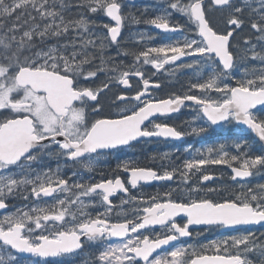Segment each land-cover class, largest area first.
<instances>
[{
  "label": "snow or ice",
  "instance_id": "obj_1",
  "mask_svg": "<svg viewBox=\"0 0 264 264\" xmlns=\"http://www.w3.org/2000/svg\"><path fill=\"white\" fill-rule=\"evenodd\" d=\"M135 5L0 0V264H74L85 249L82 264H264V233L244 227H264V183H241L264 173V0H154L140 16ZM141 22L166 38L133 33L138 47H124L125 26ZM109 92L117 111L102 116ZM185 109L179 125L163 122ZM210 129L223 142L186 146L179 163L117 155L107 176L85 178L133 142ZM215 165L240 191L205 187ZM159 181L175 186L132 192ZM193 226L232 234L180 244Z\"/></svg>",
  "mask_w": 264,
  "mask_h": 264
},
{
  "label": "flooded vegetation",
  "instance_id": "obj_2",
  "mask_svg": "<svg viewBox=\"0 0 264 264\" xmlns=\"http://www.w3.org/2000/svg\"><path fill=\"white\" fill-rule=\"evenodd\" d=\"M154 4V0H136L135 8L132 9L133 12L137 16L141 15L140 9H142L143 5ZM128 9H125L127 11ZM154 13L149 10V12L146 14V17H151ZM176 18V17H174ZM141 32H147L149 35H154L159 33L158 38L154 43H160L162 42L166 36L163 33H160V30L155 29L153 26H149L144 24L143 22L139 24H127L125 28L123 29V46L128 48H136L138 47L137 41L140 40L139 35L133 36V33H141ZM175 38V37H173ZM131 61V58L129 57L126 63H129ZM151 71V69H148ZM191 75V72L189 70H185V74L183 76H180L179 79L183 83L186 81L187 77ZM103 79V77H101ZM161 80H166L167 77L164 75H161ZM133 85H136V81H132ZM177 87L179 85H176ZM113 91H116V89H113ZM168 91V85L166 84L163 89H161L160 92L155 93V95L163 96ZM112 94L111 92L105 94L102 96L101 103L104 106V112L101 114L108 115L109 113H115L117 111L116 108H113L110 106V98ZM123 107V105H121ZM191 113L185 109L178 115H174L171 119H168L163 122L167 123H175L179 125L182 121L185 119L190 118ZM229 126H225L227 129ZM254 135V134H253ZM220 142H223L220 130H213L210 129L208 133L202 135V136H185L181 140H165L162 138H151V139H141L139 142H133L130 147H125L121 152L118 154H112V155H105L100 158V163L97 165L96 170L93 173H84L85 178L89 175H91L95 180H98L100 178V174L103 172L105 176H107L111 170L115 167L117 161V155L120 157V159H130L135 161L139 166H148L153 168H158L161 161L157 159L156 161H153L151 157L156 154H162L164 152H169L172 154L171 158L173 160H176L177 163L182 161L185 158H188L190 153H186L184 151L186 146H191L192 152L194 153L195 149L197 148H206L208 146H213L215 144H218ZM259 147V145H257ZM179 149V152L176 150ZM51 166H55V162H51ZM208 168V171L211 172L215 179L211 182H206L205 187H216L222 189L221 196H228L231 193L240 191V184L234 182L231 180V170L227 168V166L224 165H215V166H206ZM125 174H122L124 176ZM195 179V178H194ZM250 182V185H255L257 183H264V173L260 175H256L254 177L248 178V181H241V183H248ZM175 184L173 182H152L150 185H145L141 187L138 190H132L133 194H142L145 196L148 195H154L157 192H160L161 194L168 190L170 187H174ZM115 203H119V200L117 199L114 201ZM11 203L19 205L22 203L21 201H12ZM10 211L13 210L12 208L9 209ZM4 210H0V218L4 215ZM249 228L250 230L254 231L257 236H259L261 233H264V227L260 225L255 226H244ZM156 231H160V229L157 227L155 229ZM191 231L193 235L191 237H184L181 238L179 241L180 244H190V245H199L203 244L207 241H210L212 239H217L222 236L231 235L232 233L225 230V229H219V228H206L205 226H193L191 228ZM147 234V233H146ZM177 242H173V244H176ZM167 250H171L170 247L165 246ZM88 249H85V253L82 256H78L74 264H82L83 258H86ZM211 254V253H209ZM22 264H29V257L22 256L20 257Z\"/></svg>",
  "mask_w": 264,
  "mask_h": 264
}]
</instances>
